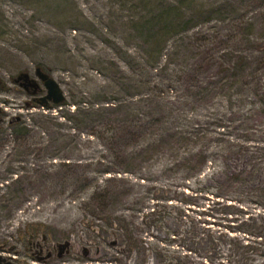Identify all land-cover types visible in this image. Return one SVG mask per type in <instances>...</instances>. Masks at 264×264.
<instances>
[{"label":"rangeland","instance_id":"obj_1","mask_svg":"<svg viewBox=\"0 0 264 264\" xmlns=\"http://www.w3.org/2000/svg\"><path fill=\"white\" fill-rule=\"evenodd\" d=\"M174 1L195 15L197 29L221 21L214 33L220 46L211 47L214 56L224 50L261 56L263 63L244 80L247 86L259 82L262 100L246 87H235L232 108L221 96L192 105L193 92L184 89L171 66L167 73L148 77L156 85L144 86L138 61L146 32L130 21L151 12L146 0H0L1 75L6 67L33 77L38 67L56 80L65 97L54 107L17 106L13 113L20 123L10 131L3 127L0 139L8 141L0 149L4 250L22 251L17 237L30 226H40L73 241L76 249L89 246L95 258L91 264H241L228 248L230 241L217 236L221 208L213 204L206 210L210 203L205 192L217 193L223 177L206 181V176L249 170L254 173L251 185L264 183V44L252 43L264 37V0H227L231 6L222 17L200 11L223 0ZM250 19L255 22L252 30L243 25ZM206 71L208 77L216 76L215 68ZM150 99L169 108L168 120L177 123L142 131L127 123L123 109L100 114L82 109L93 103L134 101L132 109L143 114ZM194 121L204 133L201 148L208 161L199 177L185 156L196 146L160 142L167 128ZM228 141L231 153L239 152L233 157L224 155ZM221 192L228 204L237 200L248 211L257 201L247 189ZM207 230L214 235L209 237ZM110 233L118 236L116 247L110 245ZM127 237L139 248L130 258L118 252Z\"/></svg>","mask_w":264,"mask_h":264},{"label":"trees","instance_id":"obj_2","mask_svg":"<svg viewBox=\"0 0 264 264\" xmlns=\"http://www.w3.org/2000/svg\"><path fill=\"white\" fill-rule=\"evenodd\" d=\"M146 1L151 7V12L130 21V23L136 22V25L142 26V29L146 32L143 50L138 61L139 71L141 72L139 78L141 79L143 76L142 83L144 86L151 85L152 87L156 85L151 83L148 77L151 74L167 73L171 71V68L170 70L168 69L171 66L174 75L185 83L184 89L187 92H193L194 100L192 105H196V103L207 104L212 102L215 99L214 97L221 96L232 108L231 91L235 87H238L241 91L246 87V90L250 91L254 97L260 100L263 99L259 82L255 81L253 85L247 86L248 82L244 80L245 77H249L247 75H250L258 67L257 63H263L258 60L261 56L258 57L257 54L248 56L234 50H224L220 56H214L211 53L212 49L220 46L219 43L221 41L215 38L214 33H217L215 28L221 21H212L213 17H207V22L211 20L210 24L212 26L206 29H197L194 22L195 15L185 9L181 3L174 0L166 2L163 0L158 5L156 3L152 4L148 0ZM227 6L231 5L228 4L227 0H223L219 3L205 6V10H202V8L200 12H217L222 17L227 11ZM254 23L253 19H250L243 25L252 30L255 27ZM260 30L264 33L263 26L260 27ZM210 38H212L210 45L198 44L206 42ZM245 41L248 44L251 43L250 38L245 39ZM257 42L261 45L264 44V37L254 39L252 42L255 46L260 47ZM211 47L213 48L211 49ZM212 67L217 70L216 76L208 77L206 70ZM199 76H203L204 79H198ZM252 76V79L256 78L255 75L252 74ZM166 86L169 91L175 89L172 83H168ZM133 102L128 101L122 104L109 102L93 103L94 105H85L82 109L86 114H100L106 110L114 112L123 109L127 114V123L129 125L134 123V127L142 129V131L151 130L154 125L165 128L167 125L177 123L175 119L173 121L168 120L172 116V111L169 108L152 104L151 99L150 106L143 114H139L132 109ZM151 108L158 109V111H154ZM199 127H201L199 121H194L191 126L184 125L183 127L167 128L165 136H160V142L167 140L169 144L196 146L186 153L185 156L192 162V171L197 173L198 177L208 163L205 159V151L201 148L203 146L201 144H205V136L199 130ZM230 144L228 141L227 152L224 153L225 157H233L239 153H231L233 149ZM239 172L226 174L221 171L206 176V181H215L219 177H223V181L217 188V193L205 192L207 194L206 198H208L207 200L210 203L207 204L206 210H212L214 207L211 205L213 204L221 208V216L217 217L221 220L219 223L220 231L217 236L230 241L228 248L233 255L237 254L241 264H264V183L251 185L250 181L253 179L254 173L249 170H244L242 173ZM237 187L247 189L248 196L256 198L257 201H254L255 203L253 204L255 205L252 210L244 209V207H241L243 206L242 203L237 200H230L229 202L235 203L228 204L226 202L228 199H224L222 190ZM213 197L216 199L222 198L223 203L219 200H214ZM212 199V202L209 201ZM207 234L209 237L214 235L213 231L210 230H207Z\"/></svg>","mask_w":264,"mask_h":264},{"label":"flooded vegetation","instance_id":"obj_3","mask_svg":"<svg viewBox=\"0 0 264 264\" xmlns=\"http://www.w3.org/2000/svg\"><path fill=\"white\" fill-rule=\"evenodd\" d=\"M37 68L34 69L33 77L26 71L11 72V69L6 67H4L5 76L0 73V135L4 126L10 131L13 125L20 123V117L13 113L17 106L26 109L36 105L55 106L52 101L43 100L47 92L36 72ZM22 73L28 74V78L23 77ZM31 79L36 81L35 86L29 81ZM18 95L25 99L22 102L18 101ZM18 102H20L19 105ZM7 143L5 139H0V149L7 147ZM110 234L113 239L110 245L116 247L117 242L119 245L118 236ZM17 242L22 251H18L15 247L8 250L0 247V251H4L0 252V264H91V261L95 259L89 251V246L76 249L73 241L56 236L53 232H47L40 226H30L25 229L24 235L17 237ZM66 242L67 245L60 247ZM125 242V247L118 252L130 258L134 255V251L139 249L138 244L132 237H127ZM86 243L90 244L88 241Z\"/></svg>","mask_w":264,"mask_h":264},{"label":"water","instance_id":"obj_4","mask_svg":"<svg viewBox=\"0 0 264 264\" xmlns=\"http://www.w3.org/2000/svg\"><path fill=\"white\" fill-rule=\"evenodd\" d=\"M36 72L39 76V79L43 82L44 88L46 89V96L43 98L44 101L49 100L55 106L61 105L65 101L64 92L60 85L56 82V80L50 76L49 74L43 72L40 68L36 69ZM23 77L28 78V74L22 73ZM33 86L36 85V81L34 79L29 80ZM68 243L62 244L60 247H64ZM114 244V243H112Z\"/></svg>","mask_w":264,"mask_h":264}]
</instances>
